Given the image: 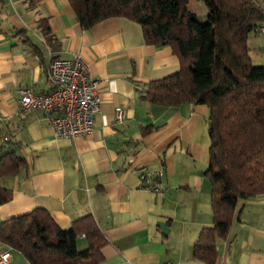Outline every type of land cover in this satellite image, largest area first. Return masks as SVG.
Segmentation results:
<instances>
[{
  "label": "crops",
  "instance_id": "obj_1",
  "mask_svg": "<svg viewBox=\"0 0 264 264\" xmlns=\"http://www.w3.org/2000/svg\"><path fill=\"white\" fill-rule=\"evenodd\" d=\"M247 47L252 64L264 65V34L252 32ZM75 56L99 82L101 107L93 133L68 140L55 136L48 115L18 113L17 102L24 88L50 93V59ZM178 70L172 50L146 45L140 26L127 19L83 30L67 0H0V153L13 151L28 167L2 181L12 199L0 205V224L43 209L67 230L90 215L105 239L101 264H204L193 246L213 223L210 185L202 175L208 109L164 108L141 99L148 83ZM116 110L124 114L119 125ZM149 126L154 129L143 135ZM158 171L150 185L140 179ZM79 243L85 247L83 236ZM216 249L215 264H264V195L238 203ZM7 250V264H30L0 243V253Z\"/></svg>",
  "mask_w": 264,
  "mask_h": 264
},
{
  "label": "trees",
  "instance_id": "obj_2",
  "mask_svg": "<svg viewBox=\"0 0 264 264\" xmlns=\"http://www.w3.org/2000/svg\"><path fill=\"white\" fill-rule=\"evenodd\" d=\"M191 0H67L79 27L89 30L101 21L124 18L140 26L144 43L169 47L179 70L147 84L141 99L150 105L208 109L210 144L203 177L210 185L213 223L201 229L194 258L215 264L216 240L224 239L237 205L264 195V67L251 62L247 39L264 24L259 0H195L204 3L206 22L188 8ZM49 39L45 20L40 23ZM154 128H142L145 135ZM13 151L0 153V205L12 199L2 185L27 170ZM85 247L79 249V237ZM0 243L30 264H101L105 239L90 215L60 229L50 214L34 209L0 224Z\"/></svg>",
  "mask_w": 264,
  "mask_h": 264
},
{
  "label": "built area",
  "instance_id": "obj_3",
  "mask_svg": "<svg viewBox=\"0 0 264 264\" xmlns=\"http://www.w3.org/2000/svg\"><path fill=\"white\" fill-rule=\"evenodd\" d=\"M255 31L264 34V24ZM47 81L51 88L48 94H35L28 88L19 91L17 112L26 114L39 111L48 115L58 138L73 140L90 136L101 101L97 93L99 82L93 78L88 65L80 56L72 59L51 58L47 67ZM123 119L122 110H116L114 123L119 125ZM160 175L161 171L145 172L140 179L150 185ZM10 259V250L0 253V264H7Z\"/></svg>",
  "mask_w": 264,
  "mask_h": 264
},
{
  "label": "rangeland",
  "instance_id": "obj_4",
  "mask_svg": "<svg viewBox=\"0 0 264 264\" xmlns=\"http://www.w3.org/2000/svg\"><path fill=\"white\" fill-rule=\"evenodd\" d=\"M188 8L190 9V11L192 13H194L196 15L197 20L200 23H205L206 22L207 9H206L204 3L199 2V1H195V0H191L190 3H189ZM254 65L257 66L258 64H254ZM261 66L264 67V65H261ZM78 247H79V249H82L81 246H80V243L78 244Z\"/></svg>",
  "mask_w": 264,
  "mask_h": 264
}]
</instances>
